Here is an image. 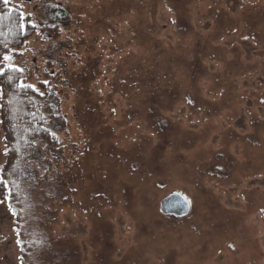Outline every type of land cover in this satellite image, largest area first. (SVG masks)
<instances>
[{
    "label": "rangeland",
    "instance_id": "374dc122",
    "mask_svg": "<svg viewBox=\"0 0 264 264\" xmlns=\"http://www.w3.org/2000/svg\"><path fill=\"white\" fill-rule=\"evenodd\" d=\"M59 1L61 33L6 64L67 95L74 164L57 218L23 219L27 256L0 203V264H264V0ZM173 191L189 214L161 212Z\"/></svg>",
    "mask_w": 264,
    "mask_h": 264
},
{
    "label": "trees",
    "instance_id": "16d2710c",
    "mask_svg": "<svg viewBox=\"0 0 264 264\" xmlns=\"http://www.w3.org/2000/svg\"><path fill=\"white\" fill-rule=\"evenodd\" d=\"M42 13L44 22L38 23L24 11L22 2L8 0L5 4L0 0V67L6 64L3 56L22 47L38 28L57 37L71 20L69 7L59 0H42ZM23 76L24 70H6L0 75V129L7 149L0 175L14 182L9 185L11 193L9 187L0 185V203L13 213L9 228L11 237L17 236L13 246L27 256L32 244L21 237L23 219L36 213L37 222L49 225L57 218L55 202L61 200V205L66 197L65 173L74 164L72 150L78 144L72 136L67 95L60 93L50 78L29 82ZM21 82L35 90L20 87Z\"/></svg>",
    "mask_w": 264,
    "mask_h": 264
},
{
    "label": "water",
    "instance_id": "95a60500",
    "mask_svg": "<svg viewBox=\"0 0 264 264\" xmlns=\"http://www.w3.org/2000/svg\"><path fill=\"white\" fill-rule=\"evenodd\" d=\"M190 199L181 191H173L160 201V210L164 214L185 216L191 211Z\"/></svg>",
    "mask_w": 264,
    "mask_h": 264
},
{
    "label": "snow or ice",
    "instance_id": "6c2138e0",
    "mask_svg": "<svg viewBox=\"0 0 264 264\" xmlns=\"http://www.w3.org/2000/svg\"><path fill=\"white\" fill-rule=\"evenodd\" d=\"M4 3L7 4L8 0H4ZM11 57L9 55H5L3 56V61H10ZM6 70H11L13 72L19 71L22 72L23 69L16 67L15 65L12 64H5L4 67H0V75H4ZM9 79H11V77H9ZM20 87L24 88V87H28V88H33V85H24L23 82L20 83L19 85ZM35 90V89H34ZM42 95V93H41ZM4 155H7V149L4 152ZM2 171V170H0ZM10 184H14V182H9L6 181L2 175H0V185L4 186V187H9ZM9 193H11V188L9 187Z\"/></svg>",
    "mask_w": 264,
    "mask_h": 264
}]
</instances>
